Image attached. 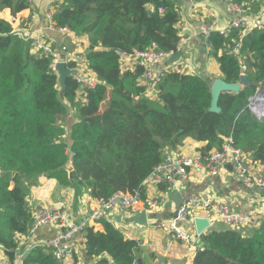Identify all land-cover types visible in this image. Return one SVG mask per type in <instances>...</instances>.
I'll return each mask as SVG.
<instances>
[{"label":"trees","instance_id":"16d2710c","mask_svg":"<svg viewBox=\"0 0 264 264\" xmlns=\"http://www.w3.org/2000/svg\"><path fill=\"white\" fill-rule=\"evenodd\" d=\"M180 0H60L52 16L55 27L86 37L88 68L97 85L76 101L72 77L60 96L50 58L31 52L28 40L0 18V244L13 252L18 239L29 235L33 209L29 189L40 178L55 179L61 188L75 185L93 200L130 194L190 138L205 143L201 152L221 150L228 138L251 156L264 174V120L247 108L257 88L264 89V32L243 35L211 32L209 56L228 84L247 77L248 86L219 97L211 106L213 80L167 70L154 86L156 99L145 94L138 78L142 67L123 70L117 52L132 56L151 45L161 53H176L180 43ZM238 3V0H235ZM28 0H0V12L15 16ZM240 42L236 56L228 50ZM72 65L70 64L69 67ZM62 97V99L60 98ZM69 108L78 122L66 141L64 122ZM73 171V183L68 174ZM13 187H9L10 183ZM161 186L160 190H166ZM103 231L82 230L84 255L95 264H136L142 252L113 224ZM202 248L193 264H264V221L250 232L214 226L201 234ZM23 264H60L49 247L37 246Z\"/></svg>","mask_w":264,"mask_h":264},{"label":"built area","instance_id":"2783aa9c","mask_svg":"<svg viewBox=\"0 0 264 264\" xmlns=\"http://www.w3.org/2000/svg\"><path fill=\"white\" fill-rule=\"evenodd\" d=\"M51 1L53 9L60 3V0ZM226 1L230 5L232 13L236 14V17L229 20L225 27H219L217 25L214 14H210L211 21L209 23L202 22L198 26L202 41L208 52L211 51L208 44L211 32H218L221 35H225L229 30H236L241 35L253 29L264 32V0H262L260 13L257 15L245 14L244 10L235 3V0ZM28 2L30 3L31 0H28ZM45 16L47 30L69 36L74 40L80 37L66 28L55 27L52 22L53 11H51L50 7L46 8ZM15 21L14 17H10L8 23L12 27V23ZM12 30L30 42L31 52L34 55L50 58L49 68L55 74H57L56 65L59 62L65 63L68 69L74 70L76 74L72 78L78 84L76 101L82 104L85 103L86 91L93 89L98 83L95 74L88 68V63L85 58L86 54L85 56L74 54L64 44L59 46L53 45L43 33L32 30L29 24L23 27L18 26L16 29L12 28ZM180 44L178 45L177 51H182ZM239 47L240 42H237L229 48L228 52L232 56H236ZM117 54L119 55L123 70H132L126 65V62L129 60L133 61L134 66L139 65L142 67V73L138 81L144 86L145 94L150 99L157 98L154 86L161 80L165 72L167 70L177 71L174 67L175 64L172 66L166 64L168 58L174 53L157 52L154 44L145 52L135 53L132 56L119 52ZM70 64L72 65L71 67H69ZM247 108L258 120H264V89L261 86L248 99ZM250 164H254L251 156L233 147L230 138L226 140L222 149L219 151L211 150L205 153L197 151L189 156L171 152L166 154L163 161L153 168L150 174L143 180L138 190L130 194L117 193L107 200H94V205L90 213L78 224L73 223L63 209L48 210L43 208L35 211L33 216L34 221L29 229V235H32L41 225L51 224L57 226L60 229L59 235L50 242L39 243L38 246L51 248L55 259L62 264L67 257L76 254L72 241L75 234L81 233L86 227H92L94 229L102 220L111 223L110 219L113 218L112 214L115 211L128 212L132 217L139 215L141 212H145L146 216L155 213L161 204L168 201L176 178L186 179L190 175L217 176L229 167L231 176L237 182H240L247 189H259L264 192V174L262 172H255L249 166ZM157 186H166L167 189L164 191L159 189V191L164 193V196L148 197L146 190ZM90 199L93 200L92 198ZM198 210L206 211L208 215L213 217L212 219L202 217L209 221L210 227L216 223V225H221L227 229L244 231L243 229L254 223L249 213L236 212L226 204L213 202L210 198H205L201 195H191L175 211L171 222L155 220L151 226L163 230L167 236H173L182 244L187 245L190 239L181 226L193 225L194 219L200 217L196 212ZM146 225H148V222ZM193 236L199 238L195 231ZM17 249L18 246L15 249L16 252L13 251V260L9 261L5 255V250H3L0 244V264H23L26 253Z\"/></svg>","mask_w":264,"mask_h":264},{"label":"crops","instance_id":"0c3cea01","mask_svg":"<svg viewBox=\"0 0 264 264\" xmlns=\"http://www.w3.org/2000/svg\"><path fill=\"white\" fill-rule=\"evenodd\" d=\"M44 3L45 0H31L26 10L15 16H11L9 10H3L0 12V18L9 22L10 17H14L16 21L12 23L13 29L29 24L32 30L43 33L53 45L59 46L64 44L70 52L85 56L88 50V40L86 37L80 36L74 40L69 36L46 29V8L50 7L54 13L56 6L53 9L51 0H47L46 5ZM238 3L237 5L248 15H257L262 8V0H238ZM179 14L180 21L178 28L182 55L180 61L174 67L177 71L199 75L211 80L221 78L218 65L209 56L198 26L202 22L209 23L211 21L210 14H214L217 25L225 27L229 20L236 17V14L232 13L229 3L226 0H180ZM247 32L249 31L244 33ZM126 65L131 69L134 68L132 60L127 61ZM76 122L78 120L74 115V110L69 108L64 122L66 131L64 139L66 141L70 140L69 131L71 125ZM204 146L205 143L195 142L188 138L177 149V153L189 156L202 150ZM249 166L255 172H262L261 167L255 163ZM13 185L11 182L9 187L11 188ZM159 189V186L149 188L146 190V195L148 197L164 196V193L159 191ZM175 192L184 196L183 201L191 195H201L205 198H210L213 202L226 204L236 212L249 213L254 221L253 227H257L264 221V192L259 189H247L231 176L230 168L227 167L217 176L190 175L186 179L176 178L168 201L161 204L155 213L147 216L148 224L151 225L155 220L163 222L172 221L173 215L177 210L175 204L171 201V195ZM90 198L86 190L79 189L75 185L61 188L55 179L40 178L39 183L29 189L28 202L33 209L32 216H34L35 211L43 208L48 210L63 209L67 217L73 223L78 224L88 216L94 205V200ZM196 212L200 217L213 218L206 211L198 210ZM112 216L113 218L110 219L111 224L123 234L125 239L135 240L139 243L142 252L138 255L137 261H140L138 264H193L192 261L195 253L202 248L201 242L198 243L200 238L193 236L195 230L191 224L181 226L190 239V242L184 245L173 236H167L163 230L153 228L152 226L142 229L144 225L134 222L130 223L129 218H132V216L128 212L115 211ZM215 225L216 223H214ZM145 227L149 226L146 225ZM94 230L103 231V228L101 224H98L94 227ZM59 233L60 229L57 226L51 224L41 225L32 235L18 239L17 250L28 254L39 243L50 242ZM72 241L76 254L67 257L62 264L96 263L94 258H87L84 255L81 233L75 234Z\"/></svg>","mask_w":264,"mask_h":264},{"label":"water","instance_id":"95a60500","mask_svg":"<svg viewBox=\"0 0 264 264\" xmlns=\"http://www.w3.org/2000/svg\"><path fill=\"white\" fill-rule=\"evenodd\" d=\"M209 1V0H207ZM182 51H177L176 53L172 54L168 60L166 61V64L168 66H172L176 63H178L181 59ZM56 70H57V84L60 89V96L63 95V92L66 89V80L69 77H72L76 74L74 70H70L67 68L66 64L63 62H59L56 65ZM248 82H247V77L245 75H241L240 78V83H235V84H228L224 82L221 78L215 79L212 82L211 85V106L210 109L213 112H218L219 109L217 107V103L219 100V97L223 94H236L238 93L243 87H247ZM73 171H70L68 174L69 180L73 183ZM183 195H181L178 192H175L171 195V201L175 204L176 209H179L181 205L183 204ZM129 222L132 223H138L141 225L146 226L147 224V216L145 212H141L139 215L133 216L132 218H129ZM185 226V225H183ZM194 230L196 234L201 236L203 232L208 230L210 228L209 221L206 218L198 217L194 219L193 222ZM5 254L8 257L9 261H12L14 258V253L13 252H8L5 251ZM140 261H137V264Z\"/></svg>","mask_w":264,"mask_h":264},{"label":"rangeland","instance_id":"374dc122","mask_svg":"<svg viewBox=\"0 0 264 264\" xmlns=\"http://www.w3.org/2000/svg\"><path fill=\"white\" fill-rule=\"evenodd\" d=\"M46 2H47V0H45V3H46ZM45 3H44V5H46ZM213 81H214V80H213ZM59 90H60V89H59ZM60 98L62 99V97H60ZM151 225H152V223H151ZM151 225L148 224L149 227H145V226H144V228H142V229L150 228ZM215 226H221V225H215ZM213 227H214V226H213ZM253 228H255V227H253V225H249L247 228L243 229V230H244L243 232H244V233H248V232H250ZM241 231H242V230H241Z\"/></svg>","mask_w":264,"mask_h":264}]
</instances>
